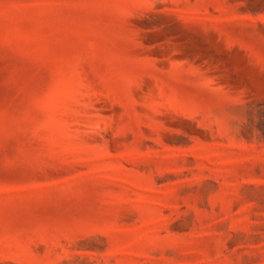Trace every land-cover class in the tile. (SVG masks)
<instances>
[{
    "label": "rangeland",
    "instance_id": "374dc122",
    "mask_svg": "<svg viewBox=\"0 0 264 264\" xmlns=\"http://www.w3.org/2000/svg\"><path fill=\"white\" fill-rule=\"evenodd\" d=\"M0 264H264V0H0Z\"/></svg>",
    "mask_w": 264,
    "mask_h": 264
}]
</instances>
